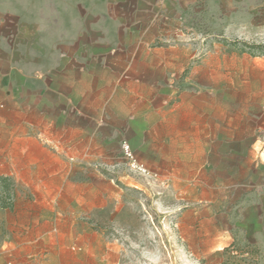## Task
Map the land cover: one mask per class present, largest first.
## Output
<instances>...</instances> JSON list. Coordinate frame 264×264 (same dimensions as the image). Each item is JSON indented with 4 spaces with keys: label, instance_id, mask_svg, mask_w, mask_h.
<instances>
[{
    "label": "rangeland",
    "instance_id": "374dc122",
    "mask_svg": "<svg viewBox=\"0 0 264 264\" xmlns=\"http://www.w3.org/2000/svg\"><path fill=\"white\" fill-rule=\"evenodd\" d=\"M191 41L202 52L176 101L200 97L212 132L236 137L210 152L197 184L188 152L155 133L160 116L144 103L117 97L77 118L58 95L0 102V202L11 206L0 207V264H264L237 243L211 252L204 232L205 208L233 209L247 181L242 134L264 142V0H250L245 22L211 23ZM126 142L147 173L131 168Z\"/></svg>",
    "mask_w": 264,
    "mask_h": 264
},
{
    "label": "crops",
    "instance_id": "0c3cea01",
    "mask_svg": "<svg viewBox=\"0 0 264 264\" xmlns=\"http://www.w3.org/2000/svg\"><path fill=\"white\" fill-rule=\"evenodd\" d=\"M249 3L0 0V102L58 95L68 116L77 118L85 117L84 107L100 111L117 105V97L144 103L146 111L160 116L162 129L157 125L155 133L176 144V151L188 152L194 177L189 181L197 184L210 152L235 144L236 137L226 129L223 134L221 125L213 133L212 124L196 112L200 97L185 94L176 101V86L182 72L197 69L195 57L202 49L191 39L198 28L245 22ZM71 132L82 133L83 127ZM172 134L176 139L169 138ZM252 135L244 132L247 139L240 142L251 156L234 208L223 214L205 208V246L211 252L237 243L264 254V142Z\"/></svg>",
    "mask_w": 264,
    "mask_h": 264
},
{
    "label": "built area",
    "instance_id": "2783aa9c",
    "mask_svg": "<svg viewBox=\"0 0 264 264\" xmlns=\"http://www.w3.org/2000/svg\"><path fill=\"white\" fill-rule=\"evenodd\" d=\"M123 153H124L125 158L129 161L130 166L133 170L139 173H142V174H145L148 172L145 165L142 162H139L137 160V158L135 157L133 153L131 146L127 142L124 143Z\"/></svg>",
    "mask_w": 264,
    "mask_h": 264
},
{
    "label": "trees",
    "instance_id": "16d2710c",
    "mask_svg": "<svg viewBox=\"0 0 264 264\" xmlns=\"http://www.w3.org/2000/svg\"><path fill=\"white\" fill-rule=\"evenodd\" d=\"M0 182L4 183L6 185L7 179L0 178ZM9 205L10 204H7L5 201L0 202V207L1 208L11 207Z\"/></svg>",
    "mask_w": 264,
    "mask_h": 264
}]
</instances>
